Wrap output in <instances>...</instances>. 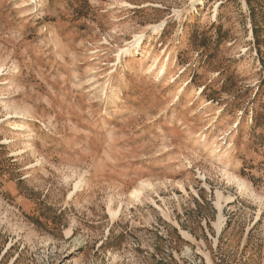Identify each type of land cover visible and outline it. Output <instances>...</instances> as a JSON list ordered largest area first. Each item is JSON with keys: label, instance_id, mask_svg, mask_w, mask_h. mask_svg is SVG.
I'll return each mask as SVG.
<instances>
[{"label": "rangeland", "instance_id": "374dc122", "mask_svg": "<svg viewBox=\"0 0 264 264\" xmlns=\"http://www.w3.org/2000/svg\"><path fill=\"white\" fill-rule=\"evenodd\" d=\"M0 264H264V0H0Z\"/></svg>", "mask_w": 264, "mask_h": 264}, {"label": "bare ground", "instance_id": "6f19581e", "mask_svg": "<svg viewBox=\"0 0 264 264\" xmlns=\"http://www.w3.org/2000/svg\"><path fill=\"white\" fill-rule=\"evenodd\" d=\"M138 41H139V38L136 40V45H137V43H138ZM144 56V55H143ZM159 56L160 55H155L154 57H153V59H152V62L147 66V69L148 70H151V69H153V68H155L156 70H158V73H163V72H165V69L166 68H164V66L162 65V64H159V62H158V60H159ZM168 60V59H167ZM17 69V68H16ZM17 71H18V69H17ZM16 73V72H15ZM17 74V73H16ZM16 78V77H15ZM194 97V96H193ZM192 99V98H191ZM16 124V123H15ZM14 124V125H15ZM22 124V129L24 130V133H27L26 132V129L28 128V123L25 121V122H23V123H21ZM210 146H211V148H213V150H217L218 148H219V146L215 143V141H212L211 142V144H210ZM77 186V185H76ZM146 186H148V185H144V184H140L139 186H137V188H135L131 193H130V197L132 198V199H138L139 198V196H140V194H141V192H142V190L144 189L143 187H146ZM242 189V188H241ZM217 197H218V200H220L221 199V195L220 194H218L217 195ZM114 215L116 216L117 215V213H115L114 212Z\"/></svg>", "mask_w": 264, "mask_h": 264}]
</instances>
